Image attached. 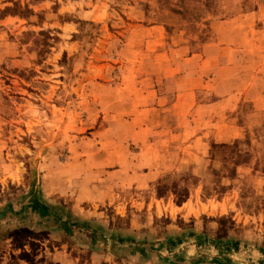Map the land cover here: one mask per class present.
<instances>
[{
  "label": "rangeland",
  "instance_id": "obj_1",
  "mask_svg": "<svg viewBox=\"0 0 264 264\" xmlns=\"http://www.w3.org/2000/svg\"><path fill=\"white\" fill-rule=\"evenodd\" d=\"M0 264H264V0H0Z\"/></svg>",
  "mask_w": 264,
  "mask_h": 264
},
{
  "label": "trees",
  "instance_id": "obj_2",
  "mask_svg": "<svg viewBox=\"0 0 264 264\" xmlns=\"http://www.w3.org/2000/svg\"><path fill=\"white\" fill-rule=\"evenodd\" d=\"M44 0H28V3L29 4H39V3H41V2H43ZM26 11L30 14L31 12H30V10H28V5H26ZM12 257V256H11Z\"/></svg>",
  "mask_w": 264,
  "mask_h": 264
},
{
  "label": "crops",
  "instance_id": "obj_3",
  "mask_svg": "<svg viewBox=\"0 0 264 264\" xmlns=\"http://www.w3.org/2000/svg\"><path fill=\"white\" fill-rule=\"evenodd\" d=\"M188 248L191 249V247H188ZM189 255H190V251H188V263L190 262V259H192ZM171 256H172V255H171Z\"/></svg>",
  "mask_w": 264,
  "mask_h": 264
}]
</instances>
